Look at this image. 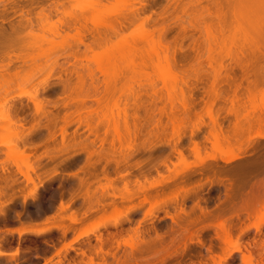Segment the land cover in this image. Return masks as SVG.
I'll return each mask as SVG.
<instances>
[{
  "label": "rangeland",
  "instance_id": "rangeland-1",
  "mask_svg": "<svg viewBox=\"0 0 264 264\" xmlns=\"http://www.w3.org/2000/svg\"><path fill=\"white\" fill-rule=\"evenodd\" d=\"M53 1L55 2L56 0H49L46 1V3L51 4ZM222 2V7H206L207 3L205 0H181L178 7H162L166 6L168 2L166 0H160L159 4L153 5L154 7H138L140 6V4H138L139 2H133L132 0H67L64 5L61 6L63 7V13L59 14L60 16L53 14L50 17H45L42 22L36 18V12L40 10L36 8L37 11L35 10L36 12L34 11L31 15L36 24L34 29H31L32 36L30 30H25L20 32L18 37L20 41H25L26 44L31 43V45H34V49L32 48L33 51L39 49L37 50V53L40 52L39 60L36 66L28 71L26 79L20 80L15 84L10 83L4 86L3 93L0 97V174L3 172L2 167H6L16 172L17 177H19L21 181V186L24 188V194H30L34 189V184H28L25 176L22 175L20 171L26 172L32 164L37 165L38 160L35 158L44 153L45 145H41L38 151L35 152V155H37L36 157L30 154V158H26L27 160H19V165L15 163L16 158L22 155L23 152L21 148L10 146L15 144L17 138L19 139V137L21 138V136L26 135V130L27 127L30 126V123L24 128L15 127V125L12 124L11 111L9 108L11 102H14V100L26 101L30 99L31 94L35 92L37 88L42 89L43 85L46 83L54 84L59 81L57 78H49L51 74H58L57 69L54 68V64L65 60L64 55L66 46L61 41L59 42V38L52 35L53 26L58 23L57 19H59V17L70 19L73 16L83 15L90 28L101 31L100 33L107 37L101 44H96L94 49L89 51L87 54L88 58L99 57L101 61H103L107 53H109V56L110 53H116L117 56L123 53L128 57L127 61L122 62L123 60L119 61V59L117 63L115 61V63H113L112 61L113 64H110L109 62L111 60L108 62V59H106L107 62L104 60L105 62L101 64V61H96L99 63L98 65L96 62L91 64L94 59L91 61L89 58V61H84V63L89 62L92 66L90 65L89 67L87 63L89 68L82 69L83 72L89 73V69L96 72L99 78L96 84L99 83L101 88H103L105 77L101 74L99 68L103 71H107V69L111 70L112 73L127 72L130 74L129 81H133V83L139 81L145 83L146 79L149 77H155L153 82H155L158 87L163 88V91L166 93L167 89L171 90V93L174 91L176 95L173 94L174 98H177L180 95L178 91L182 83L179 79L175 80L170 76V69H173V67H169L170 63L168 64L164 58L159 59L155 52L160 53L163 57L165 53L172 55L174 50L176 53H180L179 55L186 51L185 53H187V55L189 54L188 56L191 58L185 62L186 65L183 66V68H192L191 71L194 72L196 69L199 70V66H201V69L204 72L206 71V74L210 76L209 78H211L216 71L219 72L221 67L225 69L223 72L229 71L228 68L232 69L233 67L236 72L233 71L231 73L234 76L239 75L238 77H242L241 65H235L233 59H235L238 54L242 53V50H245V53L248 52L247 54H249V51L251 53V45H254V41L256 40L257 42L259 41L257 38L262 40L264 37V11L259 7L260 0H222ZM76 4H90L92 7L76 8L74 7ZM144 8H150L151 10L149 9L146 11ZM142 9L144 10L142 11ZM162 13L165 15L163 19L158 17L160 14V16H162ZM18 17L17 19L20 18ZM120 17L126 18V26L123 28H120L117 22ZM113 27L115 31L112 29ZM199 28H201V31H198ZM161 30H165V33L161 34ZM50 40H55L57 43H54V45L50 44L52 43ZM69 43H74V40L69 39ZM181 43H183V45ZM36 44L39 45V47L35 46ZM189 44L191 47H194V50L190 48ZM180 45L184 47L182 48ZM196 47L198 49H196ZM149 53L153 55L149 57L147 55ZM33 55L37 56L38 54L35 52ZM245 57L250 59L249 64H251L250 54L249 56L245 55ZM249 59H246V61H249ZM199 61L201 64H199ZM188 71L190 70L188 69ZM176 72L180 76L182 75L180 71L177 70ZM259 79L260 83H258L253 91L252 101L251 83L241 80L242 89L244 86L245 90H243L245 94L242 91L243 94L241 95H244L243 98L246 101H248L247 99L250 100L247 102V107L242 111L243 116L250 117L254 114L264 115V77H260ZM239 81L240 80L237 82ZM85 82L86 85H90L91 79L87 77ZM210 82L211 79L209 81L207 80L208 84L200 88V91L197 93L198 97L204 95L203 91L207 90L212 84V82L211 84ZM72 83H78L75 74L73 75ZM117 84L120 86L121 83L119 82ZM135 86L138 88V85ZM177 88L178 91L176 92ZM185 91L186 93L188 92L186 88ZM60 92L61 87L58 85L53 94L56 95ZM166 93L164 95H167ZM206 98L207 97H205V99ZM29 103L31 109H34V104L32 102ZM158 106L160 107L163 105L160 103ZM204 106V104H202V107L198 106L196 108V111L198 109V113L192 115L190 121L185 119L186 121L184 120L180 127V132L183 136L182 143L183 145L185 144L186 147L192 145L191 137L189 138L188 135L191 133L190 129H192L191 127H193L194 124L210 126L212 123L211 115L215 113L216 109L210 114V112H207L206 108L203 109ZM230 118L231 119L225 121V125H233L235 119L233 116ZM74 129L75 126L69 128L70 132ZM207 131V127L203 128V133L197 136L199 140L205 133H208ZM80 132L83 136L88 134L85 128H81ZM262 132H264V130ZM255 133L256 132L253 131L251 135L254 136ZM43 134L44 131L34 136L32 139L35 142H40L42 138H44L41 137ZM90 138L93 139L94 136ZM60 139L61 136L59 134L57 140ZM201 140L204 139L202 138ZM260 140L264 141V138L258 136L257 141H255L259 142ZM123 141L125 142V140H122L123 145L121 146L117 140L115 149L118 150L120 146L123 149L126 148L127 143L125 144ZM213 141L214 140L211 139L209 142L205 143L206 147L201 151L200 158L206 159V164L214 162V160L211 161L207 159V155L210 154H214L217 157L222 154L242 156L232 164H226L219 160L221 165L230 168L236 163L239 164L241 161L250 159L255 153L253 145L248 147L246 145H228L227 143H222V141ZM99 144L100 143H97L95 148L91 147V149H101V147L98 148ZM48 145L49 144H47V146ZM50 145L53 146V143L51 142ZM106 146H108L106 148L109 149V145L106 144ZM189 147H187V149ZM169 148H158L156 153L145 161L147 164L144 163L131 169L132 172H130L132 175L129 174L128 180L131 186H133V189H138V187H136L137 185L134 188L135 183H133L135 182L134 179H137V177H135L137 175L142 181L146 180L145 184L148 186L149 183H156L155 181L160 179L162 176L161 174L166 176V174L169 173L167 168L161 164L162 160L159 158V154L161 158L165 156L162 154L165 150L168 153L171 152ZM123 149L121 150L123 151ZM125 150L126 149L123 151L124 153ZM119 151L120 150L117 152ZM29 152V150L25 151V153ZM167 152L166 154H168ZM73 153L74 152L71 154ZM157 155L159 163L155 159ZM122 156L116 159H123ZM176 156H172V161L177 164L179 169H195L201 161L191 150L187 151L183 159H178ZM85 158V154H77L74 159H72L73 161H70L71 163L68 161L66 165L58 168L61 172H59L54 179H50L48 182L45 181V183H43L45 186L39 185V183L45 176L54 171L55 164L47 162L46 159L41 161L44 168L39 171L38 175L33 174V176L35 183L38 184L37 192L45 191V195L42 199L43 201L39 203L41 205L34 202L32 203V201L28 203L27 209L37 216H35L34 219H27L28 222L23 219L25 224H22L21 221L15 217H13L15 219L11 218V221L9 220L5 222V224L3 223L4 221H1L0 230L3 240H0V253H9L10 250H15V255L12 258H7V255H0V264H29L30 262L37 264L41 262H43V264H88L91 256L95 257V260L99 264H264V209L259 203L255 206L257 210L253 209L249 214L243 213L240 217L237 216V210L228 212L220 217H198V205L200 202L202 206L207 203L211 211L216 210L219 205L220 207L223 205L226 192L224 185L216 184L211 190H208L209 184H207V190L205 189V192L200 198H189L187 200V209L196 208L197 214L195 213L189 218L182 217L174 220L167 215V211L165 210L166 206L162 204L164 205L163 208L160 204L162 200L166 199V201H169L167 199H170V201L172 200V204L170 203V205H175V203H173L174 200L178 196L181 197V195H184L185 184L184 186L182 184L172 186L157 194H155V191H153L155 193L151 191L150 194L152 195H150L149 201H151V196L155 195L156 199L154 198L153 200L155 204L152 205L153 201L149 204L145 202L146 204L143 203V206H137L138 208L135 209L132 208V206H136L135 204L138 205V203H140L137 196H135V199L131 202H122V199L119 198L120 192L122 193L124 190V179H118L114 185L116 189L107 190V195V191L101 188V183L107 182V180H105L101 174L98 177L101 179L100 181L99 179L95 180L96 178H92V180L94 179V184L92 183L93 186H91L90 195L93 196V199H97L95 203H99L100 201V204H105V206L102 207L103 205L95 204L98 209L90 211L87 214H84L86 207L79 209L78 213L80 212V216L78 214L77 216H79L80 221L76 224L70 222V218H65L67 219L65 220L64 217L72 214V211H76V209L82 205L83 198L78 197L75 200L74 206L70 211H66V214L64 212L61 213L59 211L61 202L60 190L64 188L67 190L72 186H77L76 188L79 187L78 176H74L72 173L84 164ZM102 164L105 165L104 160ZM158 164L159 166L160 164L162 165L160 166L159 173L156 169ZM169 164L171 168L175 166L174 163ZM144 165L150 167H145ZM99 167L102 168V165ZM109 167V171L113 172L114 166L111 165ZM140 168L144 170L146 168L149 169V171L146 169L147 171L145 170V173H143L146 179L142 178L144 177L142 173L138 174L141 170ZM81 175L83 176V173ZM116 176L117 175L114 173L113 177ZM132 179L133 182H131ZM78 189H80V187ZM83 191V189L78 190V193L82 192L83 194ZM114 191L117 192L115 193L118 196L113 198L112 193H114ZM66 193L65 199H68V192ZM158 200L160 201L158 202ZM157 203H159L158 206ZM176 206L178 207H173V209L175 208L178 210L180 206L178 204ZM16 208L19 210L21 209L20 206ZM133 209L135 210L133 211ZM171 211L175 212V210ZM59 212L61 216L64 214L66 216L60 218ZM126 217L129 218L130 221ZM191 222L197 223V226L193 229H189V224ZM22 226H33L36 228L51 227L52 230L42 234L29 232L23 235L8 233L7 231L9 228ZM57 226L64 229L66 228L67 230L65 229L63 233V229L61 230ZM225 228L228 229L230 233V238L227 239V241L223 234ZM189 231H191V233ZM100 238L103 239L104 243L102 250H100L101 247L99 245ZM199 239L204 241V245L199 244ZM28 245L31 248L33 247L30 254L25 253V250L29 247ZM249 249L251 251L250 261L247 258ZM26 254H28L29 257H26ZM9 256H13V254Z\"/></svg>",
  "mask_w": 264,
  "mask_h": 264
},
{
  "label": "bare ground",
  "instance_id": "bare-ground-1",
  "mask_svg": "<svg viewBox=\"0 0 264 264\" xmlns=\"http://www.w3.org/2000/svg\"><path fill=\"white\" fill-rule=\"evenodd\" d=\"M46 1L49 0H0V97L3 93L4 86H7L10 83L15 84L20 80L26 79L28 71L33 69L39 60L40 52L37 53V50L39 49L33 51L34 45H31V43H27V45L25 41H20L18 37V34L25 30H30L32 36L31 29H34L36 24L31 15L34 13L36 8H39L40 10H36L37 12H35L37 15L36 18L40 22H42L45 17H50L53 14L60 16L59 14L63 13V7L61 6H63L67 0H56L51 4H47ZM132 1L139 2L138 4H140V6L138 7H154V4H159L160 2V0ZM166 1L168 4L162 7H178L181 0ZM205 1L207 3L206 7L223 6L222 0ZM144 9H142V11ZM149 9H146V11ZM160 15L158 17L162 19L163 16H165L163 13L162 16ZM17 17L19 19H17ZM57 22L58 23L53 26L52 35L59 38V42L61 41L66 46L64 55L65 60L54 64V68L57 69L58 74H51L49 75V78H57L59 81L54 84L46 83L43 85L42 89L37 88L39 90L36 89V91L31 94L30 99L26 101L14 100V102H11V105L9 104L12 124H14L15 127L24 128L28 123H30V126L27 127L26 135L21 136V138L19 137V139L17 138L15 144L10 146L21 148L23 152L22 155L16 158L15 163L19 165V160L25 161L27 160L26 158H30V154H32L31 156L35 155V152L38 151L41 145H45L47 148L44 146V153L39 156H33H37V158H35L38 160V163L35 162L37 165L32 164L26 172L20 171L22 175L25 176L28 184H34V189L30 194L23 193L24 188L21 186V181L19 180V177H17L15 171L2 167L3 172L0 174L1 224L3 221L5 224V222L9 221L11 218H18L22 224H25L24 220L28 222L27 219H34L35 216H37L36 214L34 215V213H31L32 211H29L27 206L31 201L32 203L34 202L38 204L43 201L42 199L45 195V191L37 192L38 184L35 183L33 176V174L38 175L39 171L44 168V165H42L41 162L43 159H46L49 163L55 164V168L51 174H48L42 181H40L39 185H44L43 183H45V181L48 182V180L50 181V179H54L55 176L61 172L58 168L66 165V162L68 161L71 163L73 161L72 159H74L77 154L86 155L84 164L72 173L74 176H78V186L80 189H78L79 187L76 188L77 186H72L67 189L68 191L65 188L61 189V202L59 206V211L66 214L68 210L70 211V209L74 206L75 200L78 197L83 198L82 205L77 208L76 211L74 208V211L71 212L72 214L69 213L70 215L64 217V219L70 218V222L75 224L80 221V212L78 213L79 209L86 207L85 212L83 211L84 214L98 209L95 204L98 205L101 202L98 200L99 203H95L97 199H93V196L90 195V190L91 186H93L92 183L94 184L93 180L95 178V180L99 179L98 177L101 174L103 175V178L107 180V182L105 181L106 183L104 182L105 184L101 183V188L105 191L111 189L115 190V182L120 178L124 179V190L122 189V193L120 192L121 195L119 194V198L122 199V202H131L135 199L134 197L137 196L140 203H138V205L135 204L136 206L133 205L134 207L132 206V208L135 209L138 208L137 206H143V203L146 204L148 202L149 204L154 200L155 195H153L154 197L151 196L153 199L151 198V201H149L150 195H152L150 194L151 191H155L156 193H153L157 194L160 193V191L163 192L171 188L172 186L180 184L184 186L185 184L184 195H181V197L178 196L174 200V206L170 205L172 202L170 199H167L169 201H166V199L162 200V203L160 204H164L167 207V209L165 207L167 215L174 220L182 217L189 218L196 213V208L187 209V200L189 198H200L205 192L207 184H209L208 190H211L216 184L224 185L226 188L225 199L223 205H221V207L219 205V207L214 211H211L209 206H207V203L202 206L200 202L198 205L199 212L198 214L196 213L199 215V218L213 216L220 217L233 210H237V216L240 217L243 213L249 214L253 209H255L257 203H259L264 209V141L262 140V142L260 140L259 142H256L258 136L264 138V132H262L264 130V115L254 114L250 117L243 116L242 111L247 107V102L250 100L247 99L248 101H246L243 98L244 95H241L243 93L245 94L244 86L242 89L241 80L251 83L252 101L253 91L257 87L258 83H260L259 78L264 77V37L262 40L257 38L259 41L256 42L255 40L254 45H251V53L249 51L251 64H249L250 59L246 58L247 56L245 57V55L249 56V54H247L248 52H244L245 50H242V53L238 54V56L233 59L235 65H241L240 69L242 71V77H238L239 75L234 76L231 73L235 71L233 67L232 69L228 68L229 71L226 72H223L225 69L221 67L219 72L216 71L212 77L209 78L210 76L206 74V71L204 72L201 69V66H199V70L196 69L194 72L191 71L192 68L188 67L190 71L183 68V66L186 65L185 62L191 58L188 56L189 54L187 55V53H185L186 51L179 55L180 53H176L174 50L172 55L165 53L163 57L160 53L155 52L159 59L164 58L168 64L170 63L169 67H173L174 71L172 68L170 69V76L175 80L179 79L182 83L179 87V91L178 88L176 90V92L178 91L180 93L179 97L174 98V91L171 93V90L167 89L166 93L163 91V88L158 87L157 84L153 82L155 77H149L146 79L145 83L140 81L133 83V81H129L130 74L127 72L112 73L111 70L107 69V71H103L99 68V70H101V74L105 77L103 88H101L99 83L96 84V81L99 79L96 72L89 69V73H84L82 69L89 68L90 65L96 61H101V58L99 57H89L91 61L94 59V62L90 61L91 64L87 62L89 67L87 63H84V61H89V58L87 57L89 51H92L96 44H101L107 37L102 35L100 33L101 31L90 28L83 15L73 16L70 19H63L59 17ZM117 22L120 28L126 26L125 17H120ZM112 29L114 30L115 28L113 27ZM198 31H201V28H199ZM162 33H165V30H163L161 34ZM69 39H73L74 43H69ZM51 42L52 43L50 44L53 45L54 43H57L55 40ZM181 44L183 45V43ZM35 46L39 47L37 44ZM180 47L182 46L180 45ZM190 48L194 50V47L190 46ZM196 49L198 48L196 47ZM33 52H36L38 55L34 56ZM108 54L109 53L105 54L106 57L100 62V64L105 62L104 60L106 59H108V62L111 60L109 62L110 64L115 62L117 63L119 59V61L123 60L122 62L127 61L128 59L126 54L123 53H120L122 55L117 53L118 56L116 53H110V56ZM147 55L151 57L153 54L149 53ZM246 59H249V61H246ZM97 62L96 64L98 65L99 63ZM199 64H201L200 61ZM175 69L176 71H180L182 75L180 76ZM74 74L78 79L77 84L72 83ZM86 76L91 79L90 85L85 84V81L87 80ZM210 79L212 82V84L210 82L211 86H209L207 90L203 91V96L198 97L197 93L200 91V88L204 87L205 84L207 85V80L209 81ZM238 80H240V83L237 82ZM119 82L121 83L120 86L117 84ZM58 85L61 87V92L54 95L53 93ZM135 85H138V88ZM185 88L188 90L187 93ZM165 93L167 95H164ZM205 97L207 98L205 99ZM29 102L34 104V109H31ZM160 103L163 106L159 107L158 104ZM202 104L205 105L203 109L206 108L207 112H210V114L214 109H216V111L213 115H211L212 123L210 126L194 124V126L191 127V133L188 137H191L192 145H189L191 148L187 146L190 148L187 149L185 144L183 145L182 143L183 136L180 132V127L185 119L190 121L191 116L198 113V109L196 111V108L198 106L202 107ZM232 116L235 119L233 125H225V121L227 119H231L230 117ZM72 126H75V129L70 132L69 128ZM206 127L208 128V133H205V135L201 137V139L203 138L204 140H199L197 136H200L199 134L203 133V128ZM81 128H85L88 134L83 136L80 132ZM168 130L170 131V134ZM43 131L44 134L41 137L44 138H42L40 142H35L32 138L41 134ZM253 131L256 132L254 136L251 135ZM59 134L61 139L57 140ZM91 136H94V138H90ZM123 139L125 140V142H123L125 144L127 143V147L124 148L126 149L125 153L123 152L124 149L121 148L123 145ZM211 139L214 140L213 142L222 141V143H227L228 145L237 144L239 146L246 145L248 147L253 145L255 153L250 159L241 161L239 164L236 163L230 168H226L221 165L219 160L226 164H232L242 156L235 154H222L217 157L214 154H210L207 155V159H210L211 161L214 160V162L206 164V159H201L200 156L202 149L206 147L205 143L209 142ZM117 140L121 144V146L119 145V152L115 149ZM51 142L53 143V146L50 145ZM97 143H100L98 148L101 147V149H91V147L95 148ZM47 144L49 145L47 146ZM106 144L109 145V149L106 148L108 147ZM160 147H170L169 149L171 152L169 153L164 149L168 154L162 150L165 152L162 153L165 155L163 156L164 158L162 157L163 159L159 154V158L162 160L161 164L167 168L169 173H167L166 176L161 174L162 176L159 180L155 181L156 183H149L148 186L145 184L146 180L142 181L137 175L135 176L137 179H134L135 182H133V179L131 182L135 183L134 188L137 185L136 187H138V189H133V186H131V183L128 180L129 174L132 172L131 169L146 163L145 161L151 158ZM121 149H123V151ZM27 150L30 152L25 153ZM188 150H191L192 153L200 158L201 161L199 162L200 164H198L199 167L197 166L195 169H179L177 164L172 161V156L175 157L177 155L176 157L178 159H183ZM72 152H74V155L71 154ZM121 156L123 159H116ZM157 158L158 155L155 159L157 160ZM103 160L105 165H103L104 163L102 164ZM157 162L159 163L158 160ZM169 163H174L175 166H172L171 168ZM99 164L102 165V168L99 167ZM161 164L160 166H162ZM111 165L114 166L113 172L108 169ZM160 166L158 164V167L156 168L158 173ZM143 170L144 169L142 168L140 170L141 172L139 171L138 174L142 173L143 175V173H145V170L144 172ZM147 170L149 171V169ZM81 172L83 173V176L81 175ZM112 173H115L117 176L113 177ZM145 177L146 176L142 178ZM92 178L94 179L92 180ZM100 180L101 179H99V181ZM77 189H83V194L82 192L78 193ZM66 192H68L69 195L68 199H65V195L67 194ZM115 192L116 191L112 193L113 198L118 196L116 195L117 192ZM159 201L160 200H158V202ZM154 204L155 201H153L152 205ZM177 204L180 206L178 209L179 211L175 208L173 209V207H178L176 206ZM158 205L159 203H157V206ZM17 206H20L21 209L19 210L16 208ZM104 206L105 204L102 207ZM135 209H133V211ZM171 210H175V212H172ZM65 214L62 216L60 215V218L66 216ZM77 214L79 216H77ZM196 226L197 223L191 222L189 224V229H193ZM57 227L61 230L63 229L64 233L66 228L64 229L60 226ZM51 230V227L36 228L33 226H22L7 229L8 233H18L19 235L29 232L42 234ZM189 232L191 233V231ZM0 233V240H3L1 230ZM223 234L225 235L227 241V239L230 238L228 229L225 228L223 230ZM99 240V245L101 247L100 250H102L104 247L103 239L100 238ZM199 244L204 245V241L199 239ZM32 248L29 246L25 250V253L30 254L32 252ZM12 254L13 256L15 255L14 253ZM12 254L6 252L0 253V255ZM28 254H26V257ZM247 258L249 261L251 260L250 249ZM88 264L99 263L95 260V257L91 256Z\"/></svg>",
  "mask_w": 264,
  "mask_h": 264
},
{
  "label": "snow or ice",
  "instance_id": "snow-or-ice-1",
  "mask_svg": "<svg viewBox=\"0 0 264 264\" xmlns=\"http://www.w3.org/2000/svg\"><path fill=\"white\" fill-rule=\"evenodd\" d=\"M76 8H84V7H92L90 4H76L74 5ZM259 7L262 11H264V0H260Z\"/></svg>",
  "mask_w": 264,
  "mask_h": 264
},
{
  "label": "crops",
  "instance_id": "crops-1",
  "mask_svg": "<svg viewBox=\"0 0 264 264\" xmlns=\"http://www.w3.org/2000/svg\"><path fill=\"white\" fill-rule=\"evenodd\" d=\"M9 253H15V250H10ZM6 257H7V258H12V257H14V256H9V255H7ZM29 264H37V263L30 262ZM40 264H43V262H41Z\"/></svg>",
  "mask_w": 264,
  "mask_h": 264
}]
</instances>
